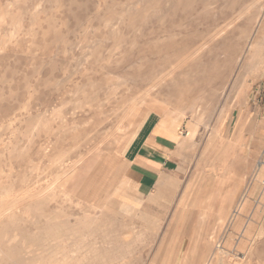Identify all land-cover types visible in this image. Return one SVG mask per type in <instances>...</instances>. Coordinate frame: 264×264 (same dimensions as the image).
I'll return each instance as SVG.
<instances>
[{"label":"rangeland","instance_id":"rangeland-1","mask_svg":"<svg viewBox=\"0 0 264 264\" xmlns=\"http://www.w3.org/2000/svg\"><path fill=\"white\" fill-rule=\"evenodd\" d=\"M242 110L264 124V0H0V264H264L259 191L239 221L210 175ZM168 112L179 180L141 199L128 160ZM181 197L203 209L172 227Z\"/></svg>","mask_w":264,"mask_h":264},{"label":"crops","instance_id":"crops-1","mask_svg":"<svg viewBox=\"0 0 264 264\" xmlns=\"http://www.w3.org/2000/svg\"><path fill=\"white\" fill-rule=\"evenodd\" d=\"M242 112V115L240 117L238 116L236 121L235 135L231 140L225 139L222 133H219V130L224 128V120L217 125L216 132L213 136L214 147L222 145L228 150L235 151L236 154L227 156L225 164H222V161L217 160L214 167L212 166L213 169L211 168L212 170L210 171V175L213 176L215 182L220 181L223 176H231L227 184L232 190L231 195L228 196L229 198L226 206L230 207V213L232 214L239 203L240 198L243 197V207L237 219L239 221L243 218L244 213L250 204V200H252L257 191L260 193L261 203L264 202V190L261 189V183L259 181L253 183L251 178L246 182V174L256 155L257 145L264 142V124L259 125L255 118L248 116L244 110H242ZM241 120L242 126L240 127L238 124ZM158 124L159 121L155 123L154 127L144 138H141L140 142L137 143V146L133 149L131 159L128 160L130 175H132L135 181L137 196L140 198H148L149 200L156 202L162 200V198H167L168 192L171 191L172 186H174L176 181L179 180L177 176L178 166L176 164L175 155L173 154L174 147L172 143L174 142L155 133ZM244 131L249 132V138L244 141L245 143L243 146L239 144V136ZM126 167L127 164L123 163L117 174L119 175ZM208 171L209 169L205 173L209 175ZM260 171H262L261 167ZM261 177L263 178L262 174ZM121 186L124 187L123 183H121L120 187ZM242 187H244V191L237 199L238 193ZM182 197L179 201L180 212L176 211L174 212V215L171 216V219H174L172 227L174 226V223H176L175 220L182 217L180 213H182L181 211H183L184 208L185 210L187 209L186 212L190 213H196L203 209L201 207L193 208L191 206L182 207ZM166 201H168V199H166ZM216 206L219 208L218 203ZM229 219L230 218H227L226 221H229ZM231 223L236 227V223ZM150 224L154 227L158 226L156 220H153ZM194 232H192V234Z\"/></svg>","mask_w":264,"mask_h":264},{"label":"bare ground","instance_id":"bare-ground-1","mask_svg":"<svg viewBox=\"0 0 264 264\" xmlns=\"http://www.w3.org/2000/svg\"><path fill=\"white\" fill-rule=\"evenodd\" d=\"M258 60V59H257ZM258 63V62H257ZM254 65H256V64H254ZM260 65V64H259ZM248 67V66H247ZM253 67V66H252ZM253 68H255V67H253ZM252 69V68H251ZM247 72V71H246ZM246 72H242V74L243 73H245L246 74ZM241 77H244L243 75H240ZM171 115H172V112L171 113H167L166 114V117H165V119H163V121L160 123V124H158V126L156 127V129H155V133L156 134H159V135H161V136H164V134L166 133V134H168V139L169 140H171L172 142H174V143H179V144H184L185 143V140L183 139V140H180V139H178V137H177V135L176 134H174V130H173V126L171 125V126H169L168 124H167V117H171ZM220 115H221V117H222V115H223V112H221L220 113ZM220 117V116H219ZM221 117H220V119H221ZM171 122L173 123H177L178 122V118H176V119H171ZM127 128L126 127H122V131H124L125 132V130H126ZM212 131V130H211ZM182 134V133H181ZM125 135V134H124ZM194 136V132H192L191 134H190V137H193ZM213 136L214 135H211L210 136V139H209V141H208V146H210L211 145V143L213 142ZM127 137V136H126ZM125 137V138H126ZM125 138H122V140H121V142H120V144L118 145V147L117 148H122V146H123V143H124V141H125ZM118 151H120V150H118ZM191 183V182H190ZM191 185V184H190ZM45 202V201H44ZM42 207V206H41ZM3 217V216H2Z\"/></svg>","mask_w":264,"mask_h":264},{"label":"built area","instance_id":"built-area-1","mask_svg":"<svg viewBox=\"0 0 264 264\" xmlns=\"http://www.w3.org/2000/svg\"><path fill=\"white\" fill-rule=\"evenodd\" d=\"M258 164H259V166H263L264 167V149L262 150V152L260 154Z\"/></svg>","mask_w":264,"mask_h":264}]
</instances>
